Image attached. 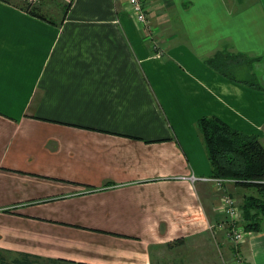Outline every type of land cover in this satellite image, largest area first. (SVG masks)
<instances>
[{
  "label": "crops",
  "instance_id": "obj_1",
  "mask_svg": "<svg viewBox=\"0 0 264 264\" xmlns=\"http://www.w3.org/2000/svg\"><path fill=\"white\" fill-rule=\"evenodd\" d=\"M27 1L0 0V250L264 264V214L251 210L259 227L239 247L215 228L222 195L242 207L264 192L201 181L198 128L215 116L264 144V91L230 80L264 88V0H144L148 28L128 0ZM218 53L260 60L226 78L207 65Z\"/></svg>",
  "mask_w": 264,
  "mask_h": 264
},
{
  "label": "trees",
  "instance_id": "obj_2",
  "mask_svg": "<svg viewBox=\"0 0 264 264\" xmlns=\"http://www.w3.org/2000/svg\"><path fill=\"white\" fill-rule=\"evenodd\" d=\"M31 14L37 15L34 10L25 7ZM260 59H251L242 55L222 56L218 53L207 61V65L214 68L224 77L233 76L230 69L233 65L245 61L253 65ZM250 77L246 81L235 82L248 86L254 90L264 91V88L257 81ZM199 132L203 137L205 149L209 162L212 167L213 177L225 180H233L236 185L244 188H257L264 192V185L260 183L264 178V144L258 135L245 134L225 121L215 116H205L198 122ZM262 202V201H261ZM256 198L250 197L246 200L245 205L241 207L243 212V222L250 219L251 210H257V213L264 214V202L260 203ZM261 209H260V208ZM258 223H245L247 231L257 230ZM8 252L0 250V264H42V258L30 254L18 253L16 257L9 261ZM54 262V261H52ZM65 264H76L65 260H57Z\"/></svg>",
  "mask_w": 264,
  "mask_h": 264
},
{
  "label": "built area",
  "instance_id": "obj_3",
  "mask_svg": "<svg viewBox=\"0 0 264 264\" xmlns=\"http://www.w3.org/2000/svg\"><path fill=\"white\" fill-rule=\"evenodd\" d=\"M32 3H36L39 0H29ZM128 6L130 12L136 22L143 28L150 27L149 19L147 15V7L144 0H128ZM193 182L198 180L196 177L191 178ZM203 181H209L215 185L218 191H223L227 182L233 180H225L221 178H205ZM264 185V178L260 181ZM219 210L225 215V220L215 226L217 230L224 231L226 233L227 240L234 246L239 247L248 241L249 233L242 225L243 212L241 206L238 204L235 197L232 195H223L220 199ZM231 264H242L240 260H235Z\"/></svg>",
  "mask_w": 264,
  "mask_h": 264
},
{
  "label": "rangeland",
  "instance_id": "obj_4",
  "mask_svg": "<svg viewBox=\"0 0 264 264\" xmlns=\"http://www.w3.org/2000/svg\"><path fill=\"white\" fill-rule=\"evenodd\" d=\"M238 77H241L242 78L241 75H239ZM15 257H16V255H9V254H7V258L9 259V261H12ZM42 264H47V263H42Z\"/></svg>",
  "mask_w": 264,
  "mask_h": 264
},
{
  "label": "bare ground",
  "instance_id": "obj_5",
  "mask_svg": "<svg viewBox=\"0 0 264 264\" xmlns=\"http://www.w3.org/2000/svg\"><path fill=\"white\" fill-rule=\"evenodd\" d=\"M29 1V0H28ZM27 1V2H28ZM30 4V3H29ZM202 181V180H201ZM237 186V185H236ZM223 193H225V192H223ZM228 195V194H227ZM230 195H231V193H230ZM218 212H220V211H218ZM256 220H258V219H256ZM253 221H254V218H253ZM257 222H259V221H257ZM259 224V223H258ZM258 227H259V225H258ZM226 238V237H225ZM227 239V238H226Z\"/></svg>",
  "mask_w": 264,
  "mask_h": 264
}]
</instances>
